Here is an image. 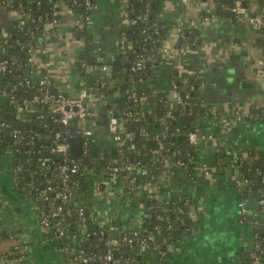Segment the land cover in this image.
<instances>
[{
	"label": "crops",
	"instance_id": "obj_1",
	"mask_svg": "<svg viewBox=\"0 0 264 264\" xmlns=\"http://www.w3.org/2000/svg\"><path fill=\"white\" fill-rule=\"evenodd\" d=\"M158 2L172 25L163 42V56L172 60L167 63L173 62L180 70L198 76L211 110L191 118L203 138L189 148L188 165L165 170L154 186L153 193L159 200L162 198L160 201L174 204L177 211L186 210V216L194 222L177 239L164 238L166 254L162 264H247L255 248L261 212L256 199L240 198L239 171L234 159L238 153L248 155L264 149V52L257 18L262 15H253L258 2L251 0L247 5L249 14L240 18L214 14V0ZM94 6L91 19L85 22L81 14L64 4L56 34L47 42L46 68L55 86L71 95L79 94L90 78L103 76L109 69L100 65L90 71L77 69L78 52L84 45L79 31L88 29L97 51L106 58L117 59L114 49L128 22L126 0H95ZM204 11L209 14L205 16ZM19 17L18 9L0 4V37L14 28ZM184 28L198 31L197 43L181 41ZM152 83L169 89L167 98L176 100L168 67L156 70ZM97 103L99 100L90 95L88 104ZM237 111L242 117H237ZM88 123L92 127L89 157L96 162L103 156L109 159L106 167L90 166L87 171L88 196L98 222L106 224L111 218L122 229L146 231L153 206L148 184L129 188L118 174L110 173L122 156L120 144L107 122ZM149 139H155L156 146L149 147ZM144 145L155 148L158 138L147 135ZM242 204L247 207L245 216L240 213ZM37 206L36 201L17 189L11 149L0 151V233L16 235L27 244L26 258L17 264H68L59 245L44 237ZM12 243L6 238L0 248L6 250ZM146 253L156 258L160 251L151 245ZM0 264L9 263L0 259Z\"/></svg>",
	"mask_w": 264,
	"mask_h": 264
},
{
	"label": "trees",
	"instance_id": "obj_2",
	"mask_svg": "<svg viewBox=\"0 0 264 264\" xmlns=\"http://www.w3.org/2000/svg\"><path fill=\"white\" fill-rule=\"evenodd\" d=\"M84 1L78 0L82 2L78 5L74 0H0V4L23 12L7 36L0 37V60H7L8 66L7 71L0 72V95H3L0 104V151L12 149L17 189L24 192L27 198L36 201L38 216L43 212L50 214L48 232L43 235L59 245L68 264H162L165 262V256L158 253L154 258L146 252L151 245H157L159 250L163 249L164 238L168 241L177 239L184 231L192 228L194 222L186 216V210L177 211L178 208H175L174 204L160 201L154 193L149 198L153 206L151 221L146 231L138 228H119L118 246L113 250L112 257L108 258V244L104 233L109 232V227L99 225L95 219L97 211L88 196L87 171L90 166L106 167L109 165V159L103 156L96 162L95 158L89 157L91 151L80 157V171L72 176L67 196L64 197L58 196V192L63 189L60 188L61 176L55 170L56 165L62 161V156L52 153L50 145L48 147L45 141L38 145L41 152H35L38 140L46 139L49 134L58 130L64 134L80 132V124L76 120L66 126L53 119L52 108L48 103L34 100L32 106H27L24 102L42 94L39 83L47 71L43 49L48 40L56 34L62 18L63 5L66 4L81 15L92 14L95 0H92L91 7H87ZM242 1H246L247 5L251 2ZM256 1L258 8L253 15L261 11L259 15L264 18V0ZM214 2V14L234 17L231 8L235 0ZM127 6L129 17H134L136 22L127 23L122 28V39L114 49L119 61L107 62L106 56L97 51L92 33L83 28L79 31V38L83 40L84 45L78 52L76 66L80 72L85 71L87 63L109 66L107 74L90 78L86 85L89 92L105 94L100 112L90 115L89 120L96 123L108 122L110 110H115L124 127V142L120 144L123 153L118 161L119 169L116 173L129 188H139L146 183L157 187L160 175L165 170L188 165V133L197 128V123L191 117H200L211 110L205 102L198 76L180 70L173 62L167 63L166 61L172 60L163 56V42L168 37L172 25L166 21L165 11L160 7L158 0H128ZM40 14L43 15L42 20L38 19ZM203 14L209 13L204 11ZM55 18L58 22L52 23ZM19 22L22 23L21 26H18ZM261 30L259 43L263 45L264 52V24L261 25ZM147 35L150 37L145 39ZM181 35V41L198 42V31L194 28L191 31L184 28ZM30 43L35 47L34 62L28 60L30 54L26 46ZM139 56L146 58L147 67L144 70L133 69ZM164 67L169 68L171 84H176L175 90L186 102L184 107H181L177 100L172 101L173 103L169 101V89L152 83L156 70ZM102 81H105L104 85L101 84ZM3 90L6 91L5 94ZM52 90L60 91L53 79ZM133 91L136 96L132 95ZM134 97H137V100ZM22 104L23 109L19 110ZM130 110L134 112L133 115H129ZM159 127L165 129L164 135L158 133ZM177 127H180V132L176 131ZM147 135H155L158 138L157 147L149 148L144 145ZM177 159L183 161V165L177 164ZM234 164L239 171L240 198L256 199L259 203V200L264 198V149L252 151L248 155L238 153ZM17 165L20 168H17ZM132 178L134 180H131ZM48 185L55 186V190H47ZM45 195H48L47 199L44 198ZM58 205L63 206L62 213L52 215L51 212ZM80 207L88 209V213L79 215ZM258 209L260 210L259 206ZM260 212L261 221L256 228L258 235L254 244L264 249V205ZM56 223H59L64 231L61 236L56 234ZM125 233L132 238L131 241L123 239ZM9 235L0 233V242L9 238ZM148 235L152 237L148 238ZM145 236L148 238V248L141 251L140 241ZM6 250L0 248V255ZM261 255L264 263V251ZM84 256L89 257L87 262L82 260ZM247 264L255 263L249 257Z\"/></svg>",
	"mask_w": 264,
	"mask_h": 264
},
{
	"label": "built area",
	"instance_id": "obj_3",
	"mask_svg": "<svg viewBox=\"0 0 264 264\" xmlns=\"http://www.w3.org/2000/svg\"><path fill=\"white\" fill-rule=\"evenodd\" d=\"M74 2L78 5L82 4V2H78V0H74ZM126 2L128 5V0H126ZM84 4L87 7H91L92 6V0H85ZM231 10L234 14V17H236V18H240V17H243V16L249 14L248 8H247V6L243 5L242 0H235V3L232 6ZM19 12H20V17H21L23 12L21 10H19ZM127 13H128V22L127 23L136 22V19L134 17H129L128 6H127ZM82 16H83L84 21L86 22V21L91 19L92 14H86V15L84 14ZM257 18L259 19L261 25H263L264 19L262 20L261 17H257ZM38 19L42 20L43 15L40 14L38 16ZM57 22H58L57 18H55L52 21V23H57ZM21 25H22V23L19 22L18 26H21ZM156 32H158V28H156ZM7 34H4L1 37H6ZM148 37H150V35H147V37L145 39H147ZM23 47L25 48V44L23 45ZM26 47H27V51L30 54L28 57L29 62H34L36 60L34 45L32 43H30ZM47 49H48V46L46 45L45 48L43 49V53H46ZM44 65L46 66L47 62H45ZM94 66L95 65L92 63H87V64H85V70L86 69L89 71L93 70ZM100 66L103 67L104 69L109 68V66L107 64H100ZM146 67H147L146 58L143 56H139V58H137V60L135 61L134 65H133V69L144 70V69H146ZM7 70H8L7 60H0V72L7 71ZM108 71H109V69H108ZM39 84H40V90L42 92L41 96H36L35 99L30 100V101L26 100L24 102L25 105L32 106V103L34 100L46 102L52 108V112H53L52 118L55 119L56 121H58L59 123L67 126L71 123V121L76 120L80 124V132L77 134H72V133L64 134L60 130L56 131L53 134L52 130H50V132L52 134H49L46 137V139H44V138L39 139L35 145L36 154L41 152V150H39V146H38L39 143H42L45 141V143L48 147L50 145L49 149L52 153H59L62 156L63 159L60 163H58L56 165L55 170L61 176L60 188L63 189V191L58 192V196H64L65 197V196H67V190L69 189V183H70L72 176L77 174L80 171V168H81L80 157H83L84 155H86L87 153H89L91 151V148H92V144H91V142H92V127L88 123L89 122V116L95 115V114L100 112V110L102 108V102H103L105 94L103 92H101V93L89 92L86 87L82 88L80 90L79 94H77V95H71V94H68V93L61 91V90L54 92L52 90V78H51L48 70L42 75ZM101 84L104 85L105 81H102ZM172 87L176 93L177 102L180 103L181 107H184L186 102L175 90L176 84H173ZM3 93L5 94L6 91L3 90ZM90 95H93L95 98H97L99 100V103L90 106L88 104V98L90 97ZM132 95L136 96V92L133 91ZM1 96H3V95H1ZM186 96L188 97V95H186ZM134 98H135V100H137L136 99L137 97H134ZM22 109H23V104L19 107V110H22ZM128 113H129V115L134 114V112L132 110H130ZM236 114H237V117H242L241 112L237 111ZM263 116H264V111H263ZM137 118H139V117L137 116ZM107 124H108L109 130L114 135V138L118 141L119 144H123V142H124L123 141L124 137H123V133H122L123 129H124L123 121L119 119L118 115L116 114L115 110H113V109L110 110V115H109V119H108ZM180 130H181L180 127L176 128V131L180 132ZM16 133H14V135H16ZM160 133L164 135L166 133L165 129H161ZM76 135H80L82 137L83 151H82L81 155H75L70 150L71 149V138L73 136H76ZM202 138H203V135H199L198 128H196L195 130L190 131L188 133V141L190 143L196 144L199 141H201ZM0 142H1V139H0ZM9 149H11V148H9ZM11 151H12V149H11ZM12 153H13V151H12ZM235 161H236V157L234 159V162ZM175 162L179 165H183V161H181L179 159L175 160ZM17 168H20V166L17 165ZM118 169H119L118 165L111 167L110 168V170H112L111 174L116 175L117 174L116 171ZM131 180H134V178H132ZM246 180L248 181V179H246ZM239 181H240V178L238 179V183H239ZM147 184L149 187L148 191L151 193L150 195H154V193H153L154 187L151 185V183H147ZM125 185L129 186L127 183H125ZM250 187H251V185H249V188ZM55 188L56 187L53 185L47 186V190H55ZM44 198L47 199L48 195H45ZM263 205H264V198H261L259 200V203H258L260 210H262ZM63 209L64 208L62 205H58L57 208L51 212V214L52 215H59L62 213ZM85 213H86V209L83 207H80L79 208V215H82ZM240 213L244 216L247 214V207H245L244 204H242V207L240 209ZM95 219L99 225L108 226L109 232L111 230L116 229L117 234L119 233L120 227L114 222L113 219L109 218L106 221V224L105 223L102 224V223L98 222V216H96ZM39 221H40L42 229L45 232H48V227H49L50 222H51L50 214L43 212L39 216ZM55 230H56L57 236H61L64 232L60 228L59 223H56ZM101 232H102V234L104 233L103 231H101ZM109 232L104 233V234L106 235V242L108 244L107 257L111 258L113 250L116 249L118 246V239H117L118 237L117 238H111L109 235ZM136 232L137 231L135 230L134 233H136ZM150 237H152V235H148V238H150ZM9 238L11 240H13V243L11 244V246L6 251H4V253L2 255H0V259L8 261L9 264H17V263L23 262L26 258V254H27V244L24 243L22 240H19V238L13 234H10ZM148 238H147V236L141 238V241H140V250L141 251L147 250ZM123 239L128 240V241L132 240L131 237H128L127 233H125V235L123 236ZM159 251H160L162 256H164L166 254L165 249H160ZM263 251H264L263 248H260L257 245H255V248L251 252V258L253 260V263L264 264L263 260H262V255H261ZM76 257H78V256H76ZM82 260L84 262H87L89 260V257L84 256V257H82Z\"/></svg>",
	"mask_w": 264,
	"mask_h": 264
},
{
	"label": "water",
	"instance_id": "obj_4",
	"mask_svg": "<svg viewBox=\"0 0 264 264\" xmlns=\"http://www.w3.org/2000/svg\"><path fill=\"white\" fill-rule=\"evenodd\" d=\"M243 5L244 6H247V2L246 1H243ZM261 11L258 12V14H260ZM119 60L118 59H112L111 57L107 58V62H118ZM193 119V117H191ZM139 124V123H138ZM148 128L150 129L151 128V124L148 125ZM139 132V128L137 129V133ZM189 142V141H188ZM147 145H149V147H152V146H156V140L155 139H149L147 140ZM188 145L191 147V148H194L195 144L194 143H188ZM71 152L75 155H81L82 154V137L80 135H76V136H73L71 138ZM162 200V198L160 199ZM88 209H86V213H88ZM109 235L111 238H117V230L114 229V230H111L109 232ZM116 253V251H115ZM116 255V254H115Z\"/></svg>",
	"mask_w": 264,
	"mask_h": 264
}]
</instances>
